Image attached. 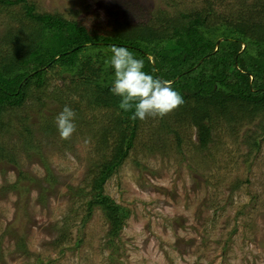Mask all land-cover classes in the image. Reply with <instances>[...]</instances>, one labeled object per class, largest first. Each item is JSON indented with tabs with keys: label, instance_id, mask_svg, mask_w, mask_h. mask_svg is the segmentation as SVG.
<instances>
[{
	"label": "rangeland",
	"instance_id": "1",
	"mask_svg": "<svg viewBox=\"0 0 264 264\" xmlns=\"http://www.w3.org/2000/svg\"><path fill=\"white\" fill-rule=\"evenodd\" d=\"M28 3L103 34L143 31L145 23L171 34L195 19L206 28L222 18L237 26L250 11L264 18V0ZM25 5L0 3V57L24 56L34 42L39 22ZM74 76L55 67L27 100L42 95L52 110L70 106V139L56 126L37 131L30 151L0 131V264H264V107L234 102L204 111L191 101L162 119L138 120L132 147L100 191L104 168L125 148L122 113L96 106ZM198 121L212 128L209 142ZM100 192L126 209L120 228L90 206Z\"/></svg>",
	"mask_w": 264,
	"mask_h": 264
},
{
	"label": "trees",
	"instance_id": "2",
	"mask_svg": "<svg viewBox=\"0 0 264 264\" xmlns=\"http://www.w3.org/2000/svg\"><path fill=\"white\" fill-rule=\"evenodd\" d=\"M0 3L26 4L27 16L39 22V31L24 56L6 51L0 57V116L5 120H0V131L16 136L30 151L36 148V132L51 134L56 126L55 117L63 110H52L42 95L27 105L33 96L32 88L45 86L47 74L55 67L61 73L78 77L80 86H89L96 106L118 109L119 98L110 92L114 79L110 64L113 46L129 48L137 59L144 60L146 72L168 80L185 103H201L204 111L213 105L226 110L234 102L255 110L264 107V18L254 17L251 11L250 15H239L237 26L222 18L217 26L206 28L204 21L195 19L187 25L174 26L171 34L160 33L147 23L142 24L143 31L126 27L128 33L116 29L115 33L103 34L91 32L58 12L36 13V6L28 0H0ZM187 17L180 14L181 19ZM121 113L125 148L120 150L118 160L104 168L97 183L100 191L110 173L127 156L136 135L138 120L133 122L129 118L131 113ZM197 123L199 137L209 142L212 128L208 122ZM96 205L119 228L128 215L126 209L101 192L90 202L91 207Z\"/></svg>",
	"mask_w": 264,
	"mask_h": 264
},
{
	"label": "clouds",
	"instance_id": "3",
	"mask_svg": "<svg viewBox=\"0 0 264 264\" xmlns=\"http://www.w3.org/2000/svg\"><path fill=\"white\" fill-rule=\"evenodd\" d=\"M111 52L114 79L110 92L119 98L117 115L121 111L131 113L129 118L133 122L162 119L185 103L183 96L168 80L146 72L144 60L137 59L129 48L113 46ZM75 119L76 113L68 105L55 117L61 139H70L75 133Z\"/></svg>",
	"mask_w": 264,
	"mask_h": 264
},
{
	"label": "water",
	"instance_id": "4",
	"mask_svg": "<svg viewBox=\"0 0 264 264\" xmlns=\"http://www.w3.org/2000/svg\"><path fill=\"white\" fill-rule=\"evenodd\" d=\"M222 41V40H221ZM221 41L218 42V45L221 43Z\"/></svg>",
	"mask_w": 264,
	"mask_h": 264
}]
</instances>
